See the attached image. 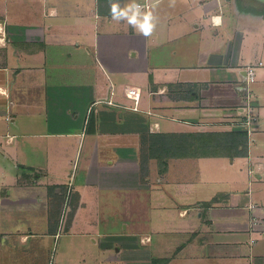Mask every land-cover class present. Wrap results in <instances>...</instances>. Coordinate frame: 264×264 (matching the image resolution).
Here are the masks:
<instances>
[{
	"label": "crops",
	"instance_id": "crops-1",
	"mask_svg": "<svg viewBox=\"0 0 264 264\" xmlns=\"http://www.w3.org/2000/svg\"><path fill=\"white\" fill-rule=\"evenodd\" d=\"M110 2L0 0V264H264V3ZM201 132L248 155L157 148Z\"/></svg>",
	"mask_w": 264,
	"mask_h": 264
},
{
	"label": "trees",
	"instance_id": "trees-1",
	"mask_svg": "<svg viewBox=\"0 0 264 264\" xmlns=\"http://www.w3.org/2000/svg\"><path fill=\"white\" fill-rule=\"evenodd\" d=\"M94 122V115H92L88 128L91 129L93 127ZM220 133H191L187 134L186 137L180 138L178 143H174L168 140L170 139L169 134H164V140L165 143L159 148L161 151L164 152V154L169 155H183V154H195L197 156L202 154H209V153H215L216 150H221L223 147V141L218 142L220 139ZM232 141H230L229 145L234 146V149L237 146H242L247 148L248 143V136L247 132H232L230 133V137ZM213 141V142H212ZM170 142V143H167ZM228 145V146H229ZM238 150V147L236 148V151Z\"/></svg>",
	"mask_w": 264,
	"mask_h": 264
},
{
	"label": "rangeland",
	"instance_id": "rangeland-1",
	"mask_svg": "<svg viewBox=\"0 0 264 264\" xmlns=\"http://www.w3.org/2000/svg\"><path fill=\"white\" fill-rule=\"evenodd\" d=\"M222 134L220 135V139L222 138ZM224 151L227 154H230L228 157V160L231 161V159L236 157L245 158L247 154V148L244 149L242 146H237L238 150L236 151V148L234 149V146L232 145H225V142L227 140V134H224ZM242 152V153H239ZM213 158H207L206 160L196 161L193 165V168L196 170L198 175L200 176V180L203 182L198 184V187H200L205 193H209L212 190L219 188L220 186H224L226 182H221V179L224 177V172H222L221 167L224 165H220V163L213 162ZM199 169V171H197ZM244 169V168H243ZM75 170V169H74ZM230 176V175H229ZM249 178L243 182V184H248ZM259 180H255L253 184L255 185V190L257 187L261 188V190H264V184H259ZM227 184V183H226ZM258 238V237H257ZM213 264H216L215 262Z\"/></svg>",
	"mask_w": 264,
	"mask_h": 264
},
{
	"label": "clouds",
	"instance_id": "clouds-1",
	"mask_svg": "<svg viewBox=\"0 0 264 264\" xmlns=\"http://www.w3.org/2000/svg\"><path fill=\"white\" fill-rule=\"evenodd\" d=\"M174 2V0H173ZM159 3V0H154V3L151 5L152 8ZM143 7V11L141 10ZM149 9V5H140L136 0H131V3L126 4L124 7L118 2H110V13L113 20L121 21L126 20L128 24L132 25L140 33L145 36H148L152 33L155 28L153 13ZM213 22L215 24L220 23L219 17H214ZM2 31V29H0Z\"/></svg>",
	"mask_w": 264,
	"mask_h": 264
},
{
	"label": "built area",
	"instance_id": "built-area-1",
	"mask_svg": "<svg viewBox=\"0 0 264 264\" xmlns=\"http://www.w3.org/2000/svg\"><path fill=\"white\" fill-rule=\"evenodd\" d=\"M141 5V4H140ZM253 73V71H251ZM129 98L135 100L134 108H138L139 100L141 98V91L140 89H135L133 87H130L126 94ZM249 122V121H248Z\"/></svg>",
	"mask_w": 264,
	"mask_h": 264
},
{
	"label": "water",
	"instance_id": "water-1",
	"mask_svg": "<svg viewBox=\"0 0 264 264\" xmlns=\"http://www.w3.org/2000/svg\"><path fill=\"white\" fill-rule=\"evenodd\" d=\"M257 1H260V2H263L264 3V0H257Z\"/></svg>",
	"mask_w": 264,
	"mask_h": 264
},
{
	"label": "bare ground",
	"instance_id": "bare-ground-1",
	"mask_svg": "<svg viewBox=\"0 0 264 264\" xmlns=\"http://www.w3.org/2000/svg\"><path fill=\"white\" fill-rule=\"evenodd\" d=\"M131 87V86H130ZM136 88V87H135ZM156 91V90H155ZM157 92V91H156ZM153 94V93H152Z\"/></svg>",
	"mask_w": 264,
	"mask_h": 264
}]
</instances>
